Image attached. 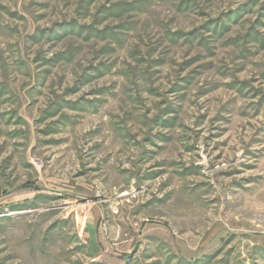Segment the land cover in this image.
Here are the masks:
<instances>
[{
  "label": "rangeland",
  "instance_id": "1",
  "mask_svg": "<svg viewBox=\"0 0 264 264\" xmlns=\"http://www.w3.org/2000/svg\"><path fill=\"white\" fill-rule=\"evenodd\" d=\"M0 264H264V0H0Z\"/></svg>",
  "mask_w": 264,
  "mask_h": 264
}]
</instances>
